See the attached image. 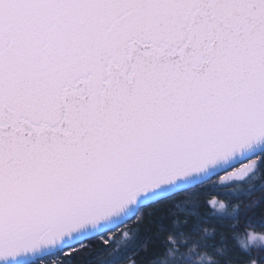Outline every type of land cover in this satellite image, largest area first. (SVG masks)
<instances>
[{
	"label": "snow or ice",
	"instance_id": "6c2138e0",
	"mask_svg": "<svg viewBox=\"0 0 264 264\" xmlns=\"http://www.w3.org/2000/svg\"><path fill=\"white\" fill-rule=\"evenodd\" d=\"M256 191L264 0H0V264H233Z\"/></svg>",
	"mask_w": 264,
	"mask_h": 264
},
{
	"label": "trees",
	"instance_id": "16d2710c",
	"mask_svg": "<svg viewBox=\"0 0 264 264\" xmlns=\"http://www.w3.org/2000/svg\"><path fill=\"white\" fill-rule=\"evenodd\" d=\"M261 181H257V183H260ZM221 192L223 190H220ZM200 200L211 202V200L216 199L218 201L223 202L224 197L221 195H217L214 191H201L199 194ZM185 198V194H180L176 199L181 200ZM257 201V204L255 207H253L251 210H249L246 213H241L239 224L237 225L236 231L240 234L246 233L248 228H246V220L251 218L254 222V227L251 228L252 231L256 232L257 234H264V227L260 226V222L264 221V191H256L251 196L243 198V204L241 207L247 204H251L252 201ZM232 203H235V201H232ZM166 211V209H165ZM156 229L153 228V232H155ZM218 231H223L225 237L227 238V241L229 245L231 246V259L233 264H248V261L252 259H258L261 257H264V249H253L250 254H245L240 251L239 248L235 247V241L232 238V229L229 227H225L224 229H218ZM141 235H144L143 229H141ZM164 235H161V241L164 239ZM217 240H219V236H217ZM259 243V241H257ZM163 248V244L160 242H157L156 246H150L147 251L141 250L140 255L137 256V264H150L151 257L158 251H161ZM105 251H101L99 247H93L89 249L88 253L84 254L82 258H78L81 260V264H103L102 261H99L97 259V256H104ZM52 264H55V261L52 262Z\"/></svg>",
	"mask_w": 264,
	"mask_h": 264
},
{
	"label": "clouds",
	"instance_id": "9594fccd",
	"mask_svg": "<svg viewBox=\"0 0 264 264\" xmlns=\"http://www.w3.org/2000/svg\"><path fill=\"white\" fill-rule=\"evenodd\" d=\"M226 211H231V209H226ZM248 236H253L256 239H264V237L261 236V234H257L252 232V230H247L246 233L240 234V238L238 239V243H244L247 241Z\"/></svg>",
	"mask_w": 264,
	"mask_h": 264
}]
</instances>
